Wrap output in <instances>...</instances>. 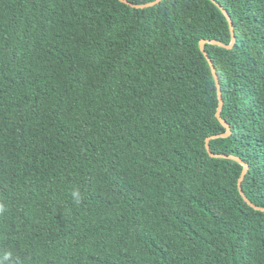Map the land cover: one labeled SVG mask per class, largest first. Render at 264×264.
Returning a JSON list of instances; mask_svg holds the SVG:
<instances>
[{"label": "trees", "instance_id": "16d2710c", "mask_svg": "<svg viewBox=\"0 0 264 264\" xmlns=\"http://www.w3.org/2000/svg\"><path fill=\"white\" fill-rule=\"evenodd\" d=\"M145 4L155 0H129ZM0 0V264H264V0Z\"/></svg>", "mask_w": 264, "mask_h": 264}, {"label": "water", "instance_id": "95a60500", "mask_svg": "<svg viewBox=\"0 0 264 264\" xmlns=\"http://www.w3.org/2000/svg\"><path fill=\"white\" fill-rule=\"evenodd\" d=\"M121 1H123V2H125L127 4H130V5H132L133 7H136V8H146V7L157 5L160 2H162L163 0H155L153 2H149V3H145V4H136V3H133V2H131L129 0H121ZM215 2L223 10V12L225 13V15L227 16V18H228V20L230 22L233 39H232V42L230 44H226V43H224V42H222V41H220L218 39H212V40L203 39L201 41V49L205 53L206 57L208 58V61H209L210 65H211V67L213 69V72H214V75H215V78H216L217 87H218V94H219L220 103H219L218 110H217V117L222 122V124L227 128L226 132L220 133V134H215L213 136H210L207 139V149L210 152V154L212 156H214V157L231 158V159H234V160L240 162L244 166L242 175H241V177L239 179V185H240L241 193L244 196L245 200L248 201L251 205H253V203L248 199V197L245 195V192L243 190V180H244L246 174L248 173V171L250 169L249 163L244 161L241 157L233 155V154L214 153V152L211 151L210 144H209L210 140L213 139V138L229 136L232 133V129H231V126L229 125V123L222 116V108H223V105H224L223 91H222V87H221V84H220V81H219L218 74L216 72V66H215L212 58L209 56V54H208V52L206 50V43L217 44V45H220L222 47H225V48H228V49H232L234 47L235 43H236V40H237V38H236V29H235L234 21H233V18L231 16V14L229 13V11L220 2H218L217 0H215ZM255 208L260 209V210H264V207H260V206H255Z\"/></svg>", "mask_w": 264, "mask_h": 264}]
</instances>
